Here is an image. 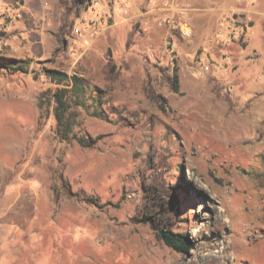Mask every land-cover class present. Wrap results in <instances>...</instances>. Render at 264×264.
Here are the masks:
<instances>
[{"label": "rangeland", "instance_id": "374dc122", "mask_svg": "<svg viewBox=\"0 0 264 264\" xmlns=\"http://www.w3.org/2000/svg\"><path fill=\"white\" fill-rule=\"evenodd\" d=\"M256 1L264 11V0ZM238 2H173L176 24L186 22L190 36L166 25L168 35L154 44L135 22L126 44L106 45V35L92 44L89 35L71 40L66 52L60 41L47 58L0 66L1 74L34 80V99L25 100L7 97L3 83L12 77L2 75V143L25 144L19 166L41 137L29 167L47 216L39 229L12 230L7 221L25 214L31 196L24 192L15 209L18 191L0 192V264H264V14H256L248 40L253 22ZM1 16L0 57L14 58L1 54L12 20ZM204 55H226L229 64L196 77L191 56ZM50 68L102 91V117L79 108L76 131L95 139L92 146L56 139L52 107L39 124V93L56 87ZM9 106L12 125L4 123ZM40 207L37 200L31 213ZM154 227L185 234L191 248L174 251Z\"/></svg>", "mask_w": 264, "mask_h": 264}, {"label": "crops", "instance_id": "0c3cea01", "mask_svg": "<svg viewBox=\"0 0 264 264\" xmlns=\"http://www.w3.org/2000/svg\"><path fill=\"white\" fill-rule=\"evenodd\" d=\"M95 1H99V3L95 5ZM128 1L130 7L119 4L117 1L112 3V0H0V22L4 21V16H1L2 6L8 8L12 12L19 9L22 13L21 18L9 20V22L4 25L6 29L4 38L5 49L2 50L1 54L14 58H24L27 56L34 58H47L60 47V41H62L63 44V52H66L68 48L71 47V40L80 39V37L86 40L90 35L88 33L82 35L73 33L72 24L75 26H81L85 25L90 19H101L103 13L110 11L111 8H114L111 26L102 32L103 35L91 36L92 44H97V42L102 39L101 37L105 35L106 37L108 36L107 39L109 41L106 45H111V42L117 39L124 40L126 44L129 40L130 29L132 30L133 23L135 22H139L140 26L144 27L146 31H150V38L147 39L151 43L157 44L155 42L159 39L161 40L163 31L168 35L169 27L159 24V18L166 13V11L162 10L163 1ZM175 1L178 2V0ZM175 1H172V3ZM243 1L244 0H239L235 7L238 10H247L248 13H246V15L248 16V19L253 22L252 27L247 32V38L249 40V35L252 32L255 25V19L257 18L256 14H264V11L258 8L256 0H251V4H245ZM171 7H173V5ZM101 25L102 27L105 26L104 24ZM1 42H3V40ZM89 46L90 44H86L87 48ZM155 52L161 54V51L157 49H155ZM165 58L167 60L168 55H166V57L164 56V60ZM2 75L12 77V82L8 84L3 83V92H5L7 97L17 96L20 97L19 99H34L32 98L34 80H32L31 77H28L25 80V78H18V74L15 72L5 74L0 73V81L2 80ZM17 79H21L20 83L17 82ZM27 83L29 85L28 89L26 88L28 87ZM1 84L2 83L0 82V86ZM9 108L10 106L5 112L6 119L4 123L6 125H12L7 119L8 114H10L8 110ZM1 121L0 108V192H6L9 196L11 195L10 193L18 191L16 197L15 195L13 196L14 198L11 196L10 207L15 209L23 207L19 198L22 194H26L24 192H28L31 196L29 206H25V214L23 216H16L15 218L11 217L7 223H9L12 230H16L20 233H22L23 228L27 230L30 228L39 229L41 221H44V217L47 216H44V203L38 194L37 182L31 177L34 172L31 171L29 166L31 159L38 149V144L42 139L40 137L36 140L35 148L30 152L31 155L29 160L24 162V164L21 163L17 166L16 152H22L25 144L17 142L14 137H7L9 142L2 143ZM36 123L37 119L34 120V123L29 124L28 126H25L27 124L21 125H24L23 127H29ZM2 144L4 145L3 147ZM6 154L7 156H5ZM8 157H10L11 161L8 160ZM28 169L30 171H28ZM37 200L41 203V207L38 213L33 215L31 213L32 206ZM27 226L29 227L27 228Z\"/></svg>", "mask_w": 264, "mask_h": 264}, {"label": "trees", "instance_id": "16d2710c", "mask_svg": "<svg viewBox=\"0 0 264 264\" xmlns=\"http://www.w3.org/2000/svg\"><path fill=\"white\" fill-rule=\"evenodd\" d=\"M23 62L20 59L0 57V66L6 69H10L14 64ZM45 71L56 87H49L39 93V124L43 118L46 119L49 116V110L52 107V114L55 119L53 132L56 139L66 143L76 140L82 146H92L95 139L88 133L78 135L76 131L82 124L79 108L84 109L93 116L102 117L103 114L100 111L102 91L97 87L92 89L89 81L77 74L70 75L65 70L54 68L46 69ZM174 90H178L177 84L174 85ZM93 92L94 95H92ZM89 99L95 102L91 112L89 111ZM149 218L151 217L149 216ZM154 228L156 229V227ZM156 232L158 237L168 247L178 253L186 252L191 248L187 236L181 232L164 228H157Z\"/></svg>", "mask_w": 264, "mask_h": 264}, {"label": "built area", "instance_id": "2783aa9c", "mask_svg": "<svg viewBox=\"0 0 264 264\" xmlns=\"http://www.w3.org/2000/svg\"><path fill=\"white\" fill-rule=\"evenodd\" d=\"M116 1L119 4L130 7V3L128 0H112V3ZM161 1H163L162 10L166 11V13L159 18V24L167 25L172 30L178 29L180 30L182 35L190 36L192 32V28L186 22H178L176 24V19H175L176 13L174 12L173 7H171L173 3H171L170 0H161ZM98 3L99 1L94 2L95 5H97ZM1 11L2 14H5L6 16L10 17L12 20L22 17V13L19 9H16V11L12 12L8 8L2 6ZM113 11L114 8H111L110 11H106L103 13L101 19H90L87 23H85V25H81V26L74 25L73 33L78 35H82L84 33H88L91 36L99 35V33L104 31L105 29H108L111 26L113 19ZM101 24H104L105 26L102 27ZM171 52L172 54L176 55L175 49H172ZM191 60L194 62L192 67L196 77H203L209 73L215 72L216 70L222 69L229 64V60L228 57H226V55H223L220 60L209 59L207 58V55L195 56V57L191 56Z\"/></svg>", "mask_w": 264, "mask_h": 264}, {"label": "bare ground", "instance_id": "6f19581e", "mask_svg": "<svg viewBox=\"0 0 264 264\" xmlns=\"http://www.w3.org/2000/svg\"><path fill=\"white\" fill-rule=\"evenodd\" d=\"M223 250V249H222ZM221 252V251H220ZM209 254V253H208ZM213 254V253H212ZM222 254V253H221ZM224 254V253H223ZM207 255V254H206ZM210 256V255H209ZM219 256V255H218ZM205 257V256H204ZM207 257V256H206ZM212 257H213V255H212ZM203 259V258H202ZM219 259V258H218ZM217 259V260H218ZM220 260V259H219ZM222 260V259H221ZM210 261L209 260H204V262L202 263V264H207V263H209ZM211 263V262H210ZM220 263V262H219ZM215 264V263H214Z\"/></svg>", "mask_w": 264, "mask_h": 264}]
</instances>
